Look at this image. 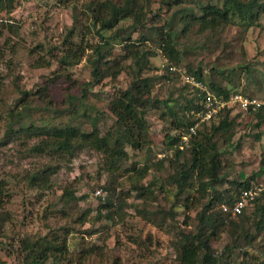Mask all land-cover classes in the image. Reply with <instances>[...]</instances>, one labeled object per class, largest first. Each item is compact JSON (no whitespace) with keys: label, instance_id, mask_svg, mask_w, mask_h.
I'll return each instance as SVG.
<instances>
[{"label":"rangeland","instance_id":"rangeland-1","mask_svg":"<svg viewBox=\"0 0 264 264\" xmlns=\"http://www.w3.org/2000/svg\"><path fill=\"white\" fill-rule=\"evenodd\" d=\"M86 1L79 0L77 8L84 9ZM14 2L10 15L0 12V258L5 264H23L26 246L37 244L49 247L45 264H178L172 242L179 230L193 231L195 213L208 196L194 183L189 209L181 205L184 194L177 202L171 188H159L171 170L168 162L159 168L153 164L164 154L168 161L173 158L172 152L165 151L163 139L166 133L178 134L170 126V119L162 120L160 110H147L151 144L143 150L126 147L123 166L115 171L105 164L101 153L88 148L73 155L33 153L30 148L43 137L45 127L69 123L90 130L96 110L108 116L106 123L110 125L107 99L125 87L129 76L121 72L115 81L105 79L89 88L84 98L81 90L86 89L83 83L89 80L88 60L93 57L88 46L98 41L89 20L79 17L73 23L77 11L72 8V0ZM223 2L149 0L147 26L184 30L177 47L181 72L190 68L206 83L264 100L263 8L257 9L251 26L237 16L225 22L219 14V25L214 30L199 31L200 25L194 21L187 29L182 28V21L200 17L205 5L221 8ZM262 4L264 0H260ZM72 26L73 43L79 44L83 38L82 46L86 48L79 62L60 63L65 51L62 43ZM150 33L143 29L133 39L143 40ZM151 47V42H146L144 48L154 50ZM155 52L156 56L149 59L151 70L146 72L155 78L152 93L160 100L174 98L182 84L180 80L162 78L167 59L160 51ZM112 54L122 56L119 44L114 45ZM69 95H74L71 108H67ZM56 109L60 112L54 115ZM232 110L231 116L236 115L234 124L214 139L217 151L223 150L222 137L229 131L234 133L232 142L226 145L228 150L218 156L222 165L219 177L224 181L235 175L251 176L255 178L254 185L263 187L264 125L255 130L251 115ZM257 133L262 134L260 139L253 138ZM148 162L152 166L144 173L142 169ZM45 169L48 186H30L28 178ZM112 175L117 177V192L127 203L120 220L105 218L100 200L106 193L96 194ZM149 182L155 183L152 195L136 199L131 186L139 188ZM217 187L230 188L224 182ZM171 205L174 220L169 214L159 213ZM252 212L253 207H248L246 214ZM210 245L222 251L225 245H241V240L231 239L222 231L210 240ZM228 253L226 260L235 264H264V231L252 249L232 248Z\"/></svg>","mask_w":264,"mask_h":264},{"label":"trees","instance_id":"trees-1","mask_svg":"<svg viewBox=\"0 0 264 264\" xmlns=\"http://www.w3.org/2000/svg\"><path fill=\"white\" fill-rule=\"evenodd\" d=\"M72 1V8L77 11V14L73 15V23L76 24L79 17L87 18L91 28L94 29L92 34L98 38L94 46H88L93 52V57L88 60L89 80L83 83L87 90H81V96L86 98L88 89L105 79L115 81L121 72L129 76V81L124 88L117 89L107 99V110L112 116L110 125L106 123L108 116L96 110L97 116L92 119L90 130H84L69 123L51 125L45 127L42 131L43 137L30 150L35 154L48 153L55 156L73 155L77 151L88 148L101 153L105 158V164L110 169L119 170L127 157L126 147L132 150H143L151 144V123L147 110H160V118L162 120L169 118L170 126L178 134L166 133L163 139L165 151L172 152L173 158L168 161L164 154L160 159L156 158L153 164L154 167L159 168L168 162L171 170L170 175L163 180L159 188L165 189V186L171 188L177 202L184 194L186 197L183 198L181 204L184 208H189L193 200L190 188L194 183H197L208 196L195 213L193 231L179 230L178 236L172 242L177 262L178 264H235L233 261L226 260L227 253L232 248L252 249L254 242L263 235L264 186L248 206L253 207L251 215L246 214L248 207L238 215L231 213L229 209L237 200L239 193L254 186L255 180L251 176L241 178L235 175L224 181L219 177L222 165L218 156L223 150H228L226 145L232 142L234 133L229 131L225 137H222V144L225 146L223 150L217 151L214 139L219 132H226L231 128L236 115L232 117V108H225L209 120L198 123L206 111L205 91L197 90L195 86L183 81L182 77L184 75L194 76L196 81L211 89L217 96L226 98L232 93L212 83H206L199 73V75L194 74L197 71H192L190 68L186 72L180 71L178 64L181 56L177 47L179 35L184 30L177 31L179 30L177 28L173 30L170 26L166 30L164 25L159 28L148 27L149 0H88L84 2L82 10L76 6L79 0ZM14 3V0H0V12L5 11L7 15H10L14 9ZM259 8L264 9V4L260 5V0H224L221 8L216 4H208L200 9L202 12L200 17L191 16L188 17L189 22L182 21V28L187 29L194 21L199 23V31L214 30L219 25L217 21L219 14L225 22L230 21L232 16H237L251 26ZM143 29H148L151 33L143 40H134L133 35ZM73 30L72 26L63 40L65 51L59 58L60 63H68L71 60L79 62L86 48L82 46L83 38L79 44L73 43ZM108 32L110 34L106 36L105 33ZM148 41L151 42L153 46L151 48L154 50L144 48ZM115 44L121 46V57L112 54ZM155 50L160 51L167 59L162 78L170 82L180 80L182 84L177 87V95L174 98L166 97L160 100L152 93L155 78L147 75L146 72L151 70L149 59L156 56ZM67 98V108H71L74 95H69ZM59 112L58 109L53 110L54 115ZM238 113L251 115L254 118L252 126L255 130H261L260 127L264 125V107L253 112L239 111ZM195 124L197 127L194 133L190 134L189 130ZM261 135L257 133L253 138L260 139ZM184 136L186 140H183ZM239 147L240 143L235 148ZM180 158L181 161H179ZM150 166L152 165L149 162L145 164L143 172L146 173ZM224 167L228 168V165L225 164ZM46 171L47 169L41 174L33 173L28 178L29 185L48 186L46 184L49 182L48 176L44 175ZM116 179V175L109 176L107 183L97 189L100 193H106L100 200L102 203L100 209L106 211L105 218L108 220H120L123 208L127 204L122 194L117 192ZM223 182L229 184L230 188L219 189L217 186ZM153 184L155 183L149 182L139 188L131 186L135 192V198L141 199L146 194L152 195ZM129 207L134 208L133 205ZM223 207L227 210H223ZM159 213H163V216L169 214L173 220L175 218L172 205ZM0 216L3 217L2 214ZM222 231H226L231 239H240L241 245H232V247L225 245L222 251L213 249L210 240L216 238ZM24 250L27 253L22 261L23 264H45L46 251L49 247L34 244L26 246ZM0 264H5L1 258Z\"/></svg>","mask_w":264,"mask_h":264},{"label":"built area","instance_id":"built-area-1","mask_svg":"<svg viewBox=\"0 0 264 264\" xmlns=\"http://www.w3.org/2000/svg\"><path fill=\"white\" fill-rule=\"evenodd\" d=\"M182 80L195 86L197 90L205 91L204 106L206 107V111H204L198 123L209 120L214 114L225 108H234L237 111L248 113L249 111L253 112L261 107H264V100L244 96L238 93L229 94L226 98L217 96L211 89L204 86L201 82L196 81V78L191 75H184ZM197 124L190 128V134L194 133ZM183 140H186V136L183 137ZM262 189L263 187L254 185L248 189L242 190L239 193L237 200L229 209L231 213L233 215L240 214L244 208L248 207L254 201ZM96 194H100V191H97ZM223 210H227V208L223 207Z\"/></svg>","mask_w":264,"mask_h":264}]
</instances>
